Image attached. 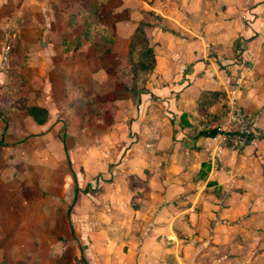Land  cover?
Wrapping results in <instances>:
<instances>
[{
  "label": "crops",
  "instance_id": "crops-1",
  "mask_svg": "<svg viewBox=\"0 0 264 264\" xmlns=\"http://www.w3.org/2000/svg\"><path fill=\"white\" fill-rule=\"evenodd\" d=\"M161 4V0H0V52L4 44L11 46L9 66L0 72V232L19 207H26L24 193L54 186L57 169L67 157L72 160L74 144L102 142L104 134L99 137L98 131L105 118L111 119L106 129H111L112 144H118L113 160L127 157L131 172L149 176L148 186L159 176V187L154 183L152 188L160 192L182 193L205 208L211 199H199L192 192L196 185H204L202 180H189L205 168L203 161L210 168L209 179L219 184L234 178L240 161L245 171L262 140L254 138L244 148L231 149L202 128L207 117L222 113L221 100L233 88L236 70L228 73L224 68L225 44L215 57L210 55L209 35L197 36L193 25L183 29L171 21L159 28L151 12L170 17ZM141 22L150 23L145 30L157 37V43H150L155 68L142 83L133 72L131 52ZM249 29L243 35L245 66L236 63L238 69L243 67L236 81L241 104L259 126L257 120L264 124V41L259 39L260 30ZM252 34L258 37L251 39ZM217 40L212 43L220 44ZM209 91L217 92V98L201 101ZM32 106L47 110L45 122L29 113ZM89 128L94 134L88 137ZM121 128L126 129L124 137ZM166 176L176 181H165ZM164 212H158L157 219H166ZM162 227L165 224L156 228Z\"/></svg>",
  "mask_w": 264,
  "mask_h": 264
},
{
  "label": "rangeland",
  "instance_id": "rangeland-1",
  "mask_svg": "<svg viewBox=\"0 0 264 264\" xmlns=\"http://www.w3.org/2000/svg\"><path fill=\"white\" fill-rule=\"evenodd\" d=\"M161 1L170 17L151 12L159 28H166L171 21L181 23L183 29L193 25L197 36L209 35L210 55L215 57L219 46L225 44L223 56L228 61L224 68L228 73L236 70L231 76V85L236 87L243 69H238L236 63L245 66V29L260 30L263 36L259 39L264 41V0ZM145 27L149 42L157 43V37L149 36ZM217 39L220 44L212 43ZM144 75L135 73L141 83ZM217 116L207 117L204 124ZM257 121L259 126L251 139L262 142L256 145L245 171L244 161H240L233 170L234 178L219 184L209 179L210 168L205 160V168L189 177L194 183L202 180L204 184L196 185L192 192L199 199L207 196L212 201L203 208L182 193L168 194L152 188L154 183L159 187V176L148 186L149 176L141 170L140 174L131 172L127 157L122 161L120 155L113 160L118 144H112L111 129H106L111 119L105 118L98 131L99 137L104 134L102 142L74 144L72 160L67 157L57 166L53 187L39 186L24 193L26 207H19L1 229L0 264H84L83 260L90 264H264V124ZM61 130L65 135L66 128ZM120 131L124 137L126 129ZM92 134L94 130L89 128L88 137ZM225 145L231 149L245 147L233 146L232 142ZM215 161L219 162L217 158ZM157 164L159 168V161ZM73 174L80 188L76 194ZM164 178L176 181L175 177ZM180 179L187 180L184 176ZM147 187L150 190L145 192ZM166 196L169 201L163 202ZM160 211L166 219H157ZM162 224L165 227L156 228Z\"/></svg>",
  "mask_w": 264,
  "mask_h": 264
},
{
  "label": "built area",
  "instance_id": "built-area-1",
  "mask_svg": "<svg viewBox=\"0 0 264 264\" xmlns=\"http://www.w3.org/2000/svg\"><path fill=\"white\" fill-rule=\"evenodd\" d=\"M11 46L6 43L0 52V72H4L10 62ZM239 81L228 93L225 106L221 114L210 122L203 124L205 130H217L220 144L232 142L233 146H246L255 132V120L243 107L238 96L240 89Z\"/></svg>",
  "mask_w": 264,
  "mask_h": 264
},
{
  "label": "trees",
  "instance_id": "trees-1",
  "mask_svg": "<svg viewBox=\"0 0 264 264\" xmlns=\"http://www.w3.org/2000/svg\"><path fill=\"white\" fill-rule=\"evenodd\" d=\"M145 26H150V23L148 22H142L139 27L136 29L133 37H132V42H131V52H134L136 54V60L133 63V72L135 73H143V74H149L151 73L154 68H155V54H154V46L150 44L149 38L146 35L144 31ZM140 42H139V40ZM138 91H134L136 93ZM204 97H202L201 101H206L208 99H213L217 98L218 93L215 91H209L203 94ZM207 95L208 98L205 96ZM29 113L34 117V119L39 122L43 123L47 120L48 118V112L45 108L38 107V106H32L29 108ZM218 133L217 130H208L205 131L204 134L206 135H216ZM73 180H74V191L75 194L79 191V187L77 184V179L75 175L73 174ZM84 264H89L86 260H83Z\"/></svg>",
  "mask_w": 264,
  "mask_h": 264
}]
</instances>
